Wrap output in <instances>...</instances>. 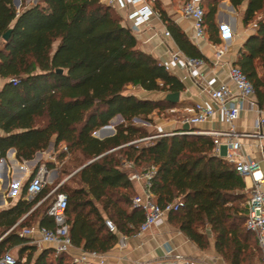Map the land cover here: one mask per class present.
Returning <instances> with one entry per match:
<instances>
[{"label": "trees", "instance_id": "trees-1", "mask_svg": "<svg viewBox=\"0 0 264 264\" xmlns=\"http://www.w3.org/2000/svg\"><path fill=\"white\" fill-rule=\"evenodd\" d=\"M12 1L0 0V39L11 31L0 45V79L4 81L0 159L14 149L17 161H30L51 137L56 145L65 143L64 155L82 157L75 173L78 186L62 183L54 192L67 196L72 246L102 255L116 245L118 234H137L144 216L132 206L136 190L130 176L134 169L154 167L151 191L157 204L165 207L178 199L182 203L167 217L171 226L200 251L210 248L208 230L215 254L226 264L260 263L256 237L245 228L244 180L213 154L210 137L179 134V130L147 144L133 143L153 135L134 125V118L150 123L152 114L169 111L178 103L140 99L127 89L166 95L181 94L185 87L139 48L117 11L104 0H43L17 14ZM222 1L201 0L206 37L213 45L221 44L215 17ZM227 1L236 10L245 4L241 23L244 28L255 27L234 66L252 83L257 104L264 108V75H259L264 66V0ZM154 5L180 52L204 61L161 10L160 2L154 0ZM58 69L61 74L56 73ZM116 117L123 122L114 128L113 136L97 139L110 135V128L93 136ZM27 186L28 181L15 205L0 211V258L16 249V264H70L69 255L55 257L52 249L37 253L29 239L18 236L21 229L36 223L54 227L46 214L49 205L42 210L43 202L30 212L47 189L28 202L23 200ZM105 221L112 223L115 232Z\"/></svg>", "mask_w": 264, "mask_h": 264}, {"label": "built area", "instance_id": "built-area-1", "mask_svg": "<svg viewBox=\"0 0 264 264\" xmlns=\"http://www.w3.org/2000/svg\"><path fill=\"white\" fill-rule=\"evenodd\" d=\"M146 0H104V3L110 7L124 9L128 3L142 2L143 5L128 15V19L132 21L129 29L133 35H138L140 28L147 25L151 17L160 18V15L154 7L146 4ZM181 13L192 21L193 38L204 39L206 36L204 26V10L201 0H188L181 8ZM165 35L170 36L166 31ZM2 39H0L1 44ZM221 56V54H217ZM171 64H179L187 71L193 80L201 79V75L197 73L198 66L203 64V60L191 59L183 55L180 51L171 52ZM169 71V65H163ZM229 79L235 87L236 92L233 93L230 88L222 84L217 88L211 85H205L204 91L207 92L211 103L220 111L223 120L230 126L229 131H199V132H183L179 134H198L210 137L213 141V154L222 158L233 170H235L243 179L249 180L248 195L243 203L245 211V228L252 232L256 237L257 247L261 254L260 264H264V178L261 174L258 162L252 159H246L241 151V139H256V149L260 154L264 155V108H260L255 98L254 87L246 78L243 72L237 66L231 65L229 68ZM13 82L15 80H12ZM248 105L249 109L256 113L254 121L253 133H239L234 130V123L239 118L243 105ZM215 114L212 106L207 104H195L192 114L182 121V125L187 124L190 128L197 127L201 124L209 122ZM133 124L149 127V122L134 118ZM173 135V133H157L154 136L137 140L133 143L144 142L162 136ZM224 148V153H222ZM128 168H131L128 165ZM156 172L154 167H150L141 172H134L130 179L139 186L140 193L136 194L132 199V206L138 208L143 213V222L138 228L137 234L144 233L152 228L160 227L167 222L169 213L176 212L182 206L181 201L175 200L165 207H160L151 191V180ZM48 172L45 166H40L29 177L27 186V196L30 199L39 195L47 184ZM59 187V186H58ZM57 187V188H58ZM56 188V189H57ZM55 189V190H56ZM51 193L53 196L49 203L46 214L53 220L54 227L52 229L41 227L39 225L25 227L18 232L21 238H27L32 245L39 247L41 244L49 245L57 257L60 254L70 255L75 250L69 238L68 225L66 223L67 196L64 193ZM45 200V199H44ZM110 231L115 232V228L110 221H105ZM127 237L118 234L117 245L124 247ZM71 257L70 264H103L102 255L96 253L83 252ZM168 258L164 262L156 264H224L219 256H210L207 260H199L195 258L185 257L168 251ZM95 262V263H94ZM0 264H16V259L9 253H5L0 258Z\"/></svg>", "mask_w": 264, "mask_h": 264}, {"label": "crops", "instance_id": "crops-1", "mask_svg": "<svg viewBox=\"0 0 264 264\" xmlns=\"http://www.w3.org/2000/svg\"><path fill=\"white\" fill-rule=\"evenodd\" d=\"M158 1L160 2L161 10L165 12L166 16L200 51V53L204 57V62L197 68V73L201 75V79L198 80H193L189 76L187 71L183 69L179 64H171V52L180 50L176 46L171 35L169 37L165 35L167 28L160 20V18L151 17L148 24L140 28L141 32L138 35H134L138 42L139 48L143 52L153 56L162 65L168 64L169 72L175 75L185 87L184 92L180 94L178 104L175 106V108L168 111L172 114H180L181 116L184 115L182 120H158L159 122H157L154 119V116L156 115L154 113L151 116V121L153 120L155 124L156 133H173L174 131H182V121L192 114L193 106L198 103L212 106L215 110V114L209 122L194 127L195 132L229 131L230 126L224 122L220 111L211 103L207 92L204 91V87L205 85H211L212 87L217 88L220 85L225 84L233 93L236 92L235 87L232 85L229 79V68L237 61L239 50L242 47L244 41L255 31L254 25H251L248 28H244L241 23L242 14L245 10V4L236 10L229 4L228 1H226V3L229 4V10L227 11V13H218L217 16L220 17H218L217 22L223 33L228 36L229 41H224L222 31H220L221 44L213 45L208 41L206 36L204 39L198 40L193 38L194 32L192 21L186 18L181 13V7L179 6L178 0ZM145 2L146 4L154 7V9L157 10L154 5V0H146ZM142 5V2H134L128 3L125 10L115 8L117 13L121 16L124 26L128 28L131 26L132 21L128 19V15L139 9ZM233 23L234 32L232 31ZM230 34L232 35L231 39ZM218 53L221 54V56L218 57ZM262 68H264V66ZM262 68H260L259 70H261ZM259 75L263 76L260 71ZM2 82L3 80L0 79V89L4 84V82ZM164 96L165 95H163V98ZM139 98L148 99L143 97ZM256 116V113L249 109L248 105L244 104L239 118L234 123V130L239 133H253V126ZM117 118L119 117H116V119ZM110 130L111 134L108 135V137H111L115 134L114 128H110ZM240 142L242 144V155L246 159L248 158L258 162L261 174L264 178V155L260 154L256 149L257 140L246 138L241 139ZM14 153L15 150L13 149L10 155H7L6 153L5 158L0 159V211L9 209L18 202L21 195H19L20 189L18 186H16L17 183L23 177H27L29 180V177L35 172V169L31 171L27 165L20 166L15 159L13 160L12 154ZM222 153H224V148H222ZM6 158H10L11 160H13L12 162H10L12 168L8 166ZM10 179H12L14 183H16L14 184L9 194V196L13 194L12 200L7 197V189ZM243 180L245 183V194L247 198L248 187L250 183L248 179ZM134 188L136 190V194L140 193V188L135 183ZM23 200L29 202L32 199H30L26 195ZM9 201L10 204L8 203ZM41 203L42 202L39 201L35 206L32 207L30 212L36 209ZM36 225H38V223L34 224L33 226ZM207 232L210 233L208 230ZM208 237L210 248L206 251H200L182 233L171 226L167 219L166 224L160 227L152 228L144 233L127 237L126 245L124 247H120L116 243V245L110 251L102 254L104 260L103 264H156L167 260V258L169 257L168 251H172L177 255L204 261L207 260L210 256L216 255L213 249V237L211 233L208 235ZM45 249H51V247L46 244H41L39 247H37V253H40ZM79 253V250H72L69 255L70 259L72 256H76Z\"/></svg>", "mask_w": 264, "mask_h": 264}, {"label": "rangeland", "instance_id": "rangeland-1", "mask_svg": "<svg viewBox=\"0 0 264 264\" xmlns=\"http://www.w3.org/2000/svg\"><path fill=\"white\" fill-rule=\"evenodd\" d=\"M43 0H19V6L14 8L17 12V14L21 13L24 9L26 8H30L36 4L41 3ZM171 1H175V0H171ZM227 0L222 1L218 4L217 6V14L219 13H227V11L229 10V4L226 3ZM188 2V0H178L179 6L182 8L186 3ZM215 17V21L216 24L219 27V31H222V29H220V26L218 24V17ZM232 31L234 32V23L232 26ZM221 34V33H219ZM222 36L224 41H229L228 40V36L223 33L222 31ZM232 38V35L230 34V39ZM1 45V44H0ZM260 73L262 75H264V68H262L261 70H259ZM4 82V81H3ZM2 82V83H3ZM129 94H134L137 97H143V98H148L149 100H159V99H163V95L162 93H147V92H143L138 88H132L129 87L126 91ZM184 116V115H183ZM183 116H181L180 114H172L168 111L164 112V113H156V115L154 116L155 121L159 122L158 120H162V121H173V120H177L180 121L182 120ZM123 122L122 118H114L110 121V123L108 124L109 126H111V128H115L117 125H119L120 123ZM151 126L146 127L147 131L150 134H153L152 136H154L156 133V129H155V124L153 122V120L150 122ZM115 130V129H114ZM95 134L93 133V136ZM151 137V136H149ZM150 140L148 141H144V142H139L142 145L143 144H147L149 143ZM66 152V145L65 143H60L58 145L55 144V137H51L49 142L47 143L46 147H42L41 150H39L37 153H35L34 157L32 160L30 161H17L15 158V153L12 154V158L13 160L15 159L18 164L20 166H25L27 165L29 167V169L32 171L34 169H36L37 167L40 166H45L47 172H48V178H47V184L45 186V189H47V193L46 196L41 200V202H44V205L42 207V210H44L47 205H49L51 198H52V192L61 184V183H65V185H67L70 188H74L78 186V182H77V178L75 176V173L77 172V170L81 167V164L83 162L82 157L78 154V153H74V154H63ZM7 160V164L10 168H12V165L10 164V162H12L13 160H11L10 158H6ZM27 162V164H26ZM17 164V163H16ZM143 171V169H134V172H141ZM28 178L27 177H23L16 186L19 187V195H21L22 193V189L25 186V184L27 183ZM14 183L12 181V179H10L9 181V186L7 189V197L10 198V200H12L13 194L9 196ZM56 186V187H55ZM45 199V200H44ZM10 204V201L8 202ZM207 232V231H206ZM208 233V232H207ZM210 233H208L209 235ZM9 253L16 259L17 258V250L13 249L10 250ZM259 256V253L257 252V257ZM221 259V258H220ZM222 260V259H221ZM222 262L224 264H226L223 260ZM260 264V263H257Z\"/></svg>", "mask_w": 264, "mask_h": 264}, {"label": "water", "instance_id": "water-1", "mask_svg": "<svg viewBox=\"0 0 264 264\" xmlns=\"http://www.w3.org/2000/svg\"><path fill=\"white\" fill-rule=\"evenodd\" d=\"M13 2V5L15 6V7H18L19 6V0H13L12 1ZM10 30L8 31V32H6L3 36H2V41L3 42H6L7 41V39L9 38V36H10ZM56 73H58V74H61L62 73V70L61 69H58L57 71H56ZM179 98H180V93H169V94H166L165 96H164V100L165 101H167V102H169V103H171V104H176V103H178L179 102ZM109 127H111V126H109V125H107V126H104V127H102V128H100L98 131H101V130H103V129H106V128H109ZM191 130V128L187 125V124H185V125H183V127H182V131L183 132H189ZM98 131H96L94 134H96ZM94 137L95 138H97L95 135H94ZM105 138H108V136H106V137H104V138H102V139H100V138H97V139H99V140H103V139H105ZM12 150L13 149H10L8 152H7V155H10L11 153H12ZM3 166V165H2ZM80 170V169H79ZM62 184V183H61ZM60 184V185H61ZM59 185V186H60Z\"/></svg>", "mask_w": 264, "mask_h": 264}, {"label": "bare ground", "instance_id": "bare-ground-1", "mask_svg": "<svg viewBox=\"0 0 264 264\" xmlns=\"http://www.w3.org/2000/svg\"><path fill=\"white\" fill-rule=\"evenodd\" d=\"M109 128H111V127H109ZM106 129H107V128H106ZM101 131H102V130H101ZM98 132H99V131H98ZM98 132H97V133H98ZM97 133H96V134H97ZM96 134H95V135H96Z\"/></svg>", "mask_w": 264, "mask_h": 264}]
</instances>
